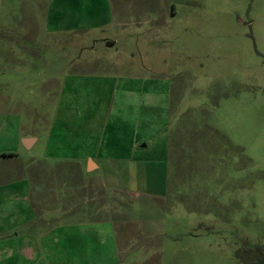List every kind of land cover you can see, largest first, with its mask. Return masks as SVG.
I'll return each mask as SVG.
<instances>
[{
  "label": "rangeland",
  "instance_id": "obj_1",
  "mask_svg": "<svg viewBox=\"0 0 264 264\" xmlns=\"http://www.w3.org/2000/svg\"><path fill=\"white\" fill-rule=\"evenodd\" d=\"M84 92L102 96L100 114L110 95L116 110L132 102L148 148L123 172L146 192L103 189V168L71 158ZM258 252L264 0H0V264H254Z\"/></svg>",
  "mask_w": 264,
  "mask_h": 264
},
{
  "label": "crops",
  "instance_id": "obj_2",
  "mask_svg": "<svg viewBox=\"0 0 264 264\" xmlns=\"http://www.w3.org/2000/svg\"><path fill=\"white\" fill-rule=\"evenodd\" d=\"M75 76L83 77V75ZM89 78L85 76L83 79ZM119 78L128 79L123 76H119ZM124 90L125 100H131L133 96L132 87L126 86L125 83L123 85ZM79 99L82 106L79 115L81 120H78V128L72 131L70 135L77 140L75 144L77 151L72 153L73 156L70 155V157L78 160L80 164L86 159L88 170H90L89 164L93 162L96 167L93 168L92 172L103 168V174L100 177V185L103 189L122 192L123 194L146 192L143 188H139L135 182L133 183L134 178L126 177L127 172H123L128 165L146 163V160L136 159V154L142 152L143 148H148L146 138L140 135L139 124L141 121L134 123L130 118L131 112H133L131 110L132 102L126 104L124 108L116 110L115 99L113 100L110 95L109 100L106 101L107 109L103 114H100L102 96L96 92H84L79 95ZM37 139V137L30 138V147L34 146ZM150 146L153 147V143ZM80 150L81 152H79ZM137 150L139 151L136 152ZM98 159H100V164ZM119 169H122V172H118ZM16 190L14 195H17V198L21 200L29 195L22 191L23 189ZM34 207L37 210L35 204ZM22 210L23 213L19 210V215H24L25 220L21 222H33L36 217L34 209L25 203Z\"/></svg>",
  "mask_w": 264,
  "mask_h": 264
},
{
  "label": "trees",
  "instance_id": "obj_3",
  "mask_svg": "<svg viewBox=\"0 0 264 264\" xmlns=\"http://www.w3.org/2000/svg\"><path fill=\"white\" fill-rule=\"evenodd\" d=\"M2 155L7 156V155H13V153H6L4 152ZM260 255L257 257V259H254V264H264V253L258 252Z\"/></svg>",
  "mask_w": 264,
  "mask_h": 264
},
{
  "label": "water",
  "instance_id": "obj_4",
  "mask_svg": "<svg viewBox=\"0 0 264 264\" xmlns=\"http://www.w3.org/2000/svg\"><path fill=\"white\" fill-rule=\"evenodd\" d=\"M30 141H31L30 138H24V142H25V144H26L27 147L30 146V144H29Z\"/></svg>",
  "mask_w": 264,
  "mask_h": 264
}]
</instances>
